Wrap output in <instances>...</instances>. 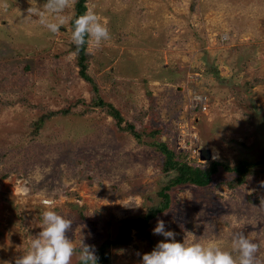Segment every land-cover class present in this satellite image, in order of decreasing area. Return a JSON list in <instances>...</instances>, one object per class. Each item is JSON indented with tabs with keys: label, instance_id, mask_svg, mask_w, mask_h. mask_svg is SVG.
I'll return each mask as SVG.
<instances>
[{
	"label": "rangeland",
	"instance_id": "rangeland-1",
	"mask_svg": "<svg viewBox=\"0 0 264 264\" xmlns=\"http://www.w3.org/2000/svg\"><path fill=\"white\" fill-rule=\"evenodd\" d=\"M45 2L0 0V261L15 264L27 251L48 199L72 221L66 235L77 249L82 238L98 258L109 241L107 264H141L165 239L152 232L158 219L178 242L230 251L242 232L257 244L254 264H264V164L249 167L242 184L220 168L203 188L171 186L168 208L144 231L150 237L132 231L129 243L110 245L123 224L161 208L175 175L162 171L152 141L201 169L263 157L264 0H86L110 32L99 46L86 43L88 75L120 128L159 131L140 141L92 105L79 77L70 51L76 0L55 34L29 11ZM56 112L35 135L33 123ZM206 149L211 158L201 160Z\"/></svg>",
	"mask_w": 264,
	"mask_h": 264
},
{
	"label": "clouds",
	"instance_id": "clouds-1",
	"mask_svg": "<svg viewBox=\"0 0 264 264\" xmlns=\"http://www.w3.org/2000/svg\"><path fill=\"white\" fill-rule=\"evenodd\" d=\"M67 6L68 0H46L42 7L29 11L39 17V23L50 33L55 34L66 22L62 13ZM72 26L71 41L75 45V52L88 41L99 46L110 39L106 23L91 9L73 19ZM52 203L48 199L43 201L47 207L42 213L41 230L35 236H30L27 251L15 259V264H71L77 252L80 264H97L95 247L85 244L82 238L79 248L75 247L72 239L66 235L72 221L52 210ZM152 232L165 239L158 241L151 252L141 256V264H254L257 244L242 232L233 234L231 251L214 241L185 242L184 239L178 242L174 238L176 233L165 230V221L159 219ZM0 264L7 262L0 261Z\"/></svg>",
	"mask_w": 264,
	"mask_h": 264
},
{
	"label": "trees",
	"instance_id": "trees-1",
	"mask_svg": "<svg viewBox=\"0 0 264 264\" xmlns=\"http://www.w3.org/2000/svg\"><path fill=\"white\" fill-rule=\"evenodd\" d=\"M86 0H76L74 5V13L70 20V29L72 32V20L75 19L77 16L82 15L86 11L85 7ZM71 53L75 52V45L72 43ZM75 66L78 68V74L79 77L85 81L86 83L90 84L91 86V94L94 95L93 103L92 105L94 107H99L101 109H104V114L110 118H112L115 122V125L120 128V125L122 124V117L119 114V112L111 105L107 104L102 101L100 97H98L97 92V85L92 80V77L88 75V60L89 56L86 52V45L82 46L78 52H75ZM59 113H49L45 116L40 117L37 121L33 123L34 126V134H37V131H39L40 126L45 122V120L49 119L50 117L57 116ZM119 130L128 132L131 134L137 141H140V138L143 137V135L147 137L153 138L155 135L159 134V131H150L146 134L139 133L134 126L127 124L123 127H121ZM149 146L155 147L158 149L163 156V172H171L174 171L175 175L172 179H170L169 184L162 189L160 193L161 197V208L156 209H147V211L144 213V216L142 218H137L133 221H129L120 228L118 237L115 239L114 242H112L110 245H120V244H127L130 242V234L132 231H136L139 234L143 235L144 237H150L148 233H144L145 229L150 225L149 221L155 217V214L157 212L165 211L169 206V195L167 194V191H169V188L171 186H180L184 184H191L200 188H203L207 186L211 180L213 179V176L218 174L219 169L221 168L224 170V172L232 173L236 177V183L242 184L245 180V177L248 173L251 172V169L249 167L254 166L256 164H264V155L261 158V160L258 163L251 164L247 161H241L238 163V165L234 168H230L228 165L215 162L213 161L210 163L209 168L207 169H201L196 168L191 165H188L187 163H183L181 161H178V156L171 151L164 142H155L152 141ZM109 241H106L101 248L99 249V256L97 259V264H107L108 263V256L104 254V249L106 250V247L108 246Z\"/></svg>",
	"mask_w": 264,
	"mask_h": 264
},
{
	"label": "water",
	"instance_id": "water-1",
	"mask_svg": "<svg viewBox=\"0 0 264 264\" xmlns=\"http://www.w3.org/2000/svg\"><path fill=\"white\" fill-rule=\"evenodd\" d=\"M201 154L203 155H205V156H201L200 157V159L201 160H209L210 158H211V155H210V150L209 149H206V150H204V151H201Z\"/></svg>",
	"mask_w": 264,
	"mask_h": 264
},
{
	"label": "bare ground",
	"instance_id": "bare-ground-1",
	"mask_svg": "<svg viewBox=\"0 0 264 264\" xmlns=\"http://www.w3.org/2000/svg\"><path fill=\"white\" fill-rule=\"evenodd\" d=\"M214 154H215V152L214 151H212V155L214 156ZM216 155V154H215Z\"/></svg>",
	"mask_w": 264,
	"mask_h": 264
}]
</instances>
